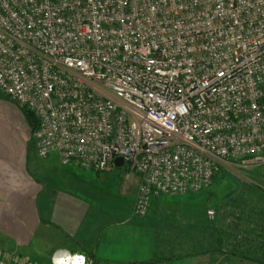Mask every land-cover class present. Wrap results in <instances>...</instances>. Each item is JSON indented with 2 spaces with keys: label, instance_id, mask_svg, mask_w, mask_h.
Instances as JSON below:
<instances>
[{
  "label": "built area",
  "instance_id": "built-area-1",
  "mask_svg": "<svg viewBox=\"0 0 264 264\" xmlns=\"http://www.w3.org/2000/svg\"><path fill=\"white\" fill-rule=\"evenodd\" d=\"M0 93L36 117L39 158L105 172L121 157L144 217L206 189L218 159L264 165V0H0Z\"/></svg>",
  "mask_w": 264,
  "mask_h": 264
},
{
  "label": "crops",
  "instance_id": "crops-1",
  "mask_svg": "<svg viewBox=\"0 0 264 264\" xmlns=\"http://www.w3.org/2000/svg\"><path fill=\"white\" fill-rule=\"evenodd\" d=\"M0 105L4 108L0 110V244L10 245L15 256L18 251V255L25 256L30 263H51L53 252L64 250L85 254L99 264H125L160 257H166L162 261L167 264H264L262 208L250 212L259 214L258 225L247 220L239 226L242 228L237 237L228 240L230 244H241V249L235 251L229 246L227 251L198 253L205 242V228L200 225L184 232L185 238L193 231L189 235L197 236L193 243L187 244L188 249L175 252L174 247L183 246L180 233L176 237L171 231L165 232L155 215L135 222L128 215L119 219L107 211H100L89 201L91 193L76 185L85 172L73 164H63L57 154L46 157L52 163L48 172L57 178L53 184L47 182L46 185L29 175L27 164L31 153L27 154V143L30 130L11 104L1 101ZM14 115L18 125L5 126V119L1 117ZM127 171L125 168L122 173ZM134 174L139 179L138 174ZM171 235L174 240H168ZM38 249L45 257L31 259Z\"/></svg>",
  "mask_w": 264,
  "mask_h": 264
},
{
  "label": "rangeland",
  "instance_id": "rangeland-1",
  "mask_svg": "<svg viewBox=\"0 0 264 264\" xmlns=\"http://www.w3.org/2000/svg\"><path fill=\"white\" fill-rule=\"evenodd\" d=\"M0 100L8 102V104L12 105L13 109L18 110L19 118L25 121L30 130L28 121L20 105L13 101H9L10 99H7L6 96L1 93ZM3 109V106L0 105V110ZM16 115L10 118L2 116L1 118L5 119L3 124L5 126L9 124L12 126H14V124L18 125L15 121ZM29 136L27 154L31 153V156L27 164L28 174L40 179L41 183L47 185V182H49L53 184L57 178L47 170L52 163H50L49 158L36 157L34 154L35 149L31 142V131L29 132ZM217 163L220 171L206 189L197 192H187L183 195L172 196L163 194L152 200L151 207H149L146 217L155 215L159 219V224L165 228V232L171 231L170 234L176 237L178 236L177 233H180L179 238H181L180 242L183 246L180 249L174 247L175 252H179V250L186 251L188 249L187 244L193 243V239L185 238L184 232H188V230L192 231V228L199 227L200 221L202 223L209 222L211 225H218L220 223L226 225L229 223L227 222L229 220L227 219L228 215H230L231 212L233 213L234 210H237L239 214L243 212L240 214L242 215L240 225H243L247 220L256 225L260 222L259 214L250 212L256 209L258 211L264 210V165H256L241 169L224 159H218ZM76 168L81 172H85V174L82 175L83 177H81L82 181H78L76 185H79L80 188H86L87 192L91 193L92 198L91 200L89 199V201H91L94 207L104 213L107 211L108 214L118 217L119 219L127 217L128 215V217L135 222L138 220H146L144 218L145 216L139 217L132 215V207L137 194L139 179L130 171L122 173L126 168L125 165L117 166L114 169L115 171L99 173L93 170L87 171L78 166H76ZM79 175H81V173H79ZM29 181L32 183L31 178H29ZM30 182L29 184H31ZM55 184H58L57 181ZM210 209L214 210V216L212 218L207 214V210ZM181 229L183 232L180 231ZM171 238L174 240L175 237L171 235L168 240ZM174 242L172 244H174ZM0 251L15 256V254L11 252L10 245L0 244ZM35 252L36 253L30 256L31 259L41 260L45 257V253L41 249ZM16 256L22 257L25 261L29 260H26L25 256L18 255V251ZM35 263L51 264L50 262L37 263V261L31 262L30 264Z\"/></svg>",
  "mask_w": 264,
  "mask_h": 264
},
{
  "label": "trees",
  "instance_id": "trees-1",
  "mask_svg": "<svg viewBox=\"0 0 264 264\" xmlns=\"http://www.w3.org/2000/svg\"><path fill=\"white\" fill-rule=\"evenodd\" d=\"M20 107H21V109L23 110V112H24V114L26 116V119H27L29 127H30V131L32 132V135H33V132H34V130L37 127V119H36L34 114L29 109H27L24 106H20ZM31 142H32V145H33V139L31 140ZM33 147H34V145H33ZM219 171H220V169L218 170L217 173H219ZM217 173L214 175L213 180L216 178ZM213 180H212V182H213ZM172 196H174V195H172ZM152 200H153V198L150 200V205L152 203ZM150 205H149V207H150ZM240 214H242V212ZM240 214L237 212V210H234L233 213L231 212L230 215H228V218H227V219H229L227 221L229 223H227L226 225H224L222 227H219L216 224L215 225H211L209 222H205V223H202V224H201V222H199L200 225L205 228V240H204L205 242H203L204 243L203 247L201 248V250L198 253H205V252H209V251H212V250L227 251L229 246L232 249H234L235 251L241 249V247H240L241 244H237V243H231L230 244L228 242V240L230 238H233V236L237 237L238 232H240V229L242 228V227H239L240 226V222L242 221V215H240ZM241 226H243V225H241ZM194 232L195 231L190 232L189 234H192ZM189 234H188L187 238L193 239L195 241L197 236L189 235ZM173 255L174 254H170V256H173ZM165 258L166 257H160V258H156V259H149L147 261L148 262H156V261H158V262L167 264L164 261H162V260H165ZM94 263H95V261H94Z\"/></svg>",
  "mask_w": 264,
  "mask_h": 264
},
{
  "label": "water",
  "instance_id": "water-1",
  "mask_svg": "<svg viewBox=\"0 0 264 264\" xmlns=\"http://www.w3.org/2000/svg\"><path fill=\"white\" fill-rule=\"evenodd\" d=\"M114 163L116 166H122L123 165V159L121 157H116L114 159Z\"/></svg>",
  "mask_w": 264,
  "mask_h": 264
}]
</instances>
